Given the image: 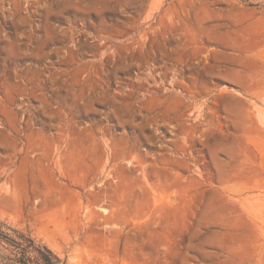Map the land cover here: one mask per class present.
<instances>
[{
  "label": "rangeland",
  "instance_id": "obj_1",
  "mask_svg": "<svg viewBox=\"0 0 264 264\" xmlns=\"http://www.w3.org/2000/svg\"><path fill=\"white\" fill-rule=\"evenodd\" d=\"M0 264H264V0H0Z\"/></svg>",
  "mask_w": 264,
  "mask_h": 264
},
{
  "label": "trees",
  "instance_id": "obj_2",
  "mask_svg": "<svg viewBox=\"0 0 264 264\" xmlns=\"http://www.w3.org/2000/svg\"><path fill=\"white\" fill-rule=\"evenodd\" d=\"M23 240H24V244H26L27 246L26 247H32V245H34V241L32 239H29V238H25V237H22ZM17 245H22L23 243H18V242H15ZM23 244V245H24Z\"/></svg>",
  "mask_w": 264,
  "mask_h": 264
}]
</instances>
